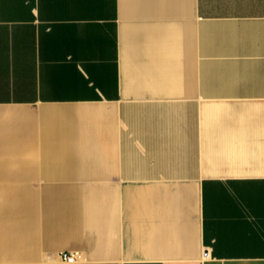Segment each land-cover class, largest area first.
I'll return each mask as SVG.
<instances>
[{
	"label": "crops",
	"instance_id": "crops-1",
	"mask_svg": "<svg viewBox=\"0 0 264 264\" xmlns=\"http://www.w3.org/2000/svg\"><path fill=\"white\" fill-rule=\"evenodd\" d=\"M0 264H264V0H0Z\"/></svg>",
	"mask_w": 264,
	"mask_h": 264
},
{
	"label": "built area",
	"instance_id": "built-area-1",
	"mask_svg": "<svg viewBox=\"0 0 264 264\" xmlns=\"http://www.w3.org/2000/svg\"><path fill=\"white\" fill-rule=\"evenodd\" d=\"M60 258L62 261L71 264L79 262L82 259V255L78 252H62Z\"/></svg>",
	"mask_w": 264,
	"mask_h": 264
},
{
	"label": "rangeland",
	"instance_id": "rangeland-1",
	"mask_svg": "<svg viewBox=\"0 0 264 264\" xmlns=\"http://www.w3.org/2000/svg\"><path fill=\"white\" fill-rule=\"evenodd\" d=\"M0 201H3V200H0ZM13 258H0V260H12Z\"/></svg>",
	"mask_w": 264,
	"mask_h": 264
}]
</instances>
